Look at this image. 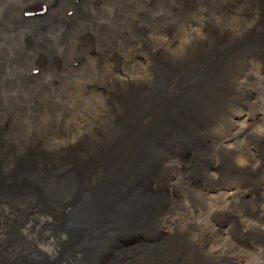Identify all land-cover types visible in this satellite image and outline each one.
Segmentation results:
<instances>
[{
	"label": "bare ground",
	"instance_id": "1",
	"mask_svg": "<svg viewBox=\"0 0 264 264\" xmlns=\"http://www.w3.org/2000/svg\"><path fill=\"white\" fill-rule=\"evenodd\" d=\"M132 1L144 32L128 39L127 0H0V264H217L205 253L231 245L221 235L229 226L205 239L214 187L195 181L212 171L235 191L232 239L264 247L259 228L233 238L236 212L264 223V137L253 135L255 168L233 172L225 157L223 177L222 157L204 158L242 113L260 117L252 99L264 93V0ZM183 34L174 53L167 45ZM139 45L147 61L135 81L121 66ZM76 107L88 119L82 133L68 120ZM251 135L233 137H245L236 146ZM163 185L172 192L157 194ZM185 200L205 213L182 228L193 222ZM126 227L149 234L127 244L117 232Z\"/></svg>",
	"mask_w": 264,
	"mask_h": 264
},
{
	"label": "rangeland",
	"instance_id": "2",
	"mask_svg": "<svg viewBox=\"0 0 264 264\" xmlns=\"http://www.w3.org/2000/svg\"><path fill=\"white\" fill-rule=\"evenodd\" d=\"M134 2L132 1V0H127V14H128V16H127V19H128V17L130 18V17H132V19L130 18V20L128 21L127 20V37H128V39H130V38H132L133 36H135V35H137V34H132V33H134V32H139V33H141L142 32V26L143 25H141V20L139 19V20H137L138 18H135V17H133V15H135V10H134V8L131 6L132 4H133ZM130 24V25H129ZM170 29H172L173 27H169ZM169 29V30H170ZM175 31H176V29H175V27H174V30H170L169 31V34L171 35V34H173V33H175ZM144 32V31H143ZM142 32V33H143ZM155 36L156 37H154V39H153V41H152V44H151V48H154V49H156V50H159V48H161V45L162 44H160V32H157L156 34H155ZM137 37V36H136ZM184 40H186V36H185V34H183L182 36H178L176 39H174V40H171L170 41V43L167 45V47L169 46V49L170 50H172L174 53H177L178 51H179V48H180V44L182 43V41H184ZM165 46V45H164ZM127 49H128V47H127ZM138 50H140V51H138ZM138 50H136L135 49V47H133L130 51H129V53H127V54H131L132 56H133V58L131 59L130 58V60H129V63L127 64V62H125V63H123V65H126L125 67L126 68H122V66H121V70L122 69H125V72H127V73H129L130 74V76H131V78L133 79V80H137L138 78L140 79L141 77H143L142 75V68L144 67V65H145V63H146V61H147V59H146V50L143 48V45H139V47H138ZM135 51H137L136 53H135ZM133 53L134 54H136L135 56L133 55ZM119 69V68H118ZM120 70V69H119ZM118 73H121L120 71L118 72ZM256 105H258V104H256ZM94 113L98 116L99 114H100V105H99V103H96V104H94ZM77 108V107H76ZM233 110V109H232ZM245 115H247V111H245L244 113H242V116H240L238 119H236V120H234L233 122H231V123H233V126H232V128H231V131H230V134H231V132L235 129V126H236V121H239V120H242V119H244V117H245ZM68 120L71 122V128H72V130L73 131H75V133H77V132H79V131H81L80 133H82L83 131H84V129H85V127H86V125H85V123L88 121V119L86 118V117H84V115H83V113H82V111H79V109L77 108L76 110H74L73 111V113H71L70 114V116L68 117ZM92 120V119H91ZM90 120V121H91ZM94 121H96V119L94 118L93 119ZM224 120V119H223ZM220 120V121H222V122H224L225 121V123H224V126H227V125H229V120H228V118L226 119V120ZM229 122H228V121ZM248 120H249V124L250 125H252V124H254L256 121H258L259 119H256L255 121H251L250 120V118L248 117ZM202 123H206V122H202ZM219 123H221V122H219ZM198 124H201V123H198ZM64 129H65V131H68L69 129L66 127V125H64ZM59 130H60V127H59ZM244 130H246V131H248L249 132V130L248 129H244ZM195 133V132H194ZM55 134H57V133H55ZM62 134H63V132H62ZM196 134V133H195ZM229 134V135H230ZM239 138H241V137H238V139ZM253 138V139H252ZM258 137L257 136H253V135H251V137L249 138V141L247 142V143H244V144H240L241 142H239L238 144H237V146H236V140L238 141V139L236 138V139H234L233 138V140L232 141H225L226 143H228V142H232V143H234V146L232 147V148H230V149H227V148H225L224 146V148L222 147V148H220L219 150H217V152L216 151H208L207 152V156H205L204 158H205V161L208 163V162H216V157L218 156V158L219 157H222V161H221V163H219V162H217L218 163V165H219V167H220V169L221 170H224L223 171V173L221 172V175L224 177V175H225V173H226V171L225 170H227V169H230L231 167H232V165L230 164V168H228V167H224V165H223V163H226V162H224V160L227 158V160H231L232 162H235L236 164H237V166H235V165H233V167H232V170H233V172H235V171H241L243 168V170H248V169H252V163H254L255 161H257V158H258V154H257V151H255V147H256V143H257V140L259 139H257ZM254 140V141H253ZM222 141H223V139H222ZM183 148H185V147H183ZM240 148L241 149H243V151H241V152H238L237 153V150H240ZM235 152L238 154L236 157H235ZM217 153H218V155H217ZM257 155V156H256ZM242 156V157H241ZM243 156L245 157V159H247V160H249V164H247V165H245V166H240V165H238V163H237V160H238V158H243ZM226 157V158H225ZM204 167H206V165L204 166ZM241 168V169H240ZM247 168V169H246ZM240 169V170H239ZM242 172V171H241ZM163 172L161 171V169L160 168H155L154 169V171H152V174H156V175H159L161 178H162V180H164L165 178H167V177H164V174H162ZM169 175V177L171 176V177H174V178H176V177H178L177 176V172L176 173H171L170 174V172L168 173ZM198 175H195V177H198L199 179L198 180H195V181H197L198 183H200V185L201 186H203V187H209V186H213L214 187V189H213V191L212 192H218V191H231L230 189H231V187H232V184L230 183L229 184V182H227V180L228 179H225V177L224 178H222V179H220V175L219 176H216V178H213L212 176H208L207 174H202V173H197ZM202 177H201V176ZM176 176V177H175ZM207 176V177H206ZM162 182V181H161ZM162 183H164V182H162ZM153 187V184H151V183H149V184H146V186L144 185V188L143 189H151ZM165 188L167 189V190H169L170 189V187L169 188H167L166 186H161V187H159L158 189L160 190V192L159 193H157V194H159V195H163L162 193H161V191H164L165 190ZM175 190H176V193L178 194V192L181 190L180 188H181V186H180V184H179V182H178V184H175L174 185V187H173ZM146 189V190H147ZM178 189V190H177ZM264 190V189H263ZM154 191H155V189H154ZM211 191V190H210ZM172 192V190H169V193H171ZM211 192V193H212ZM168 193V194H169ZM210 193V192H209ZM172 196L173 197H175L176 195H175V193H173L172 194ZM177 197V196H176ZM219 199V201L220 202H222V198H218ZM205 202H207V200H205ZM214 204L216 203V201H214L213 202ZM187 208H188V213H187V216H186V221H189V220H191V221H193V222H188V223H186L185 225H183V226H181L182 228H185V226H189V225H191V226H193L192 224H196V222H197V220L200 218V216L201 215H198V212H196V213H190L191 211H192V208H190V207H188L187 206ZM230 216H231V218L233 217V215L228 211V210H225V211H217V212H214L212 215H211V221H212V224H211V226L207 229V228H204L203 230H201L200 232H202L203 233V235H204V237H205V239H209L208 240V242L210 241V237H211V234H215V232L213 231V225H215L216 226V229H218V227H220V226H223V227H228L230 224H231V219H230ZM202 217V216H201ZM206 217V216H205ZM206 223H208L209 222V219H208V221H205ZM209 224V223H208ZM119 234L118 235H120V240H123V241H127V244H132L134 241H136V240H139V238H147V236H148V234H149V232L146 234V233H144L143 231H140V233H139V235L136 233V231H135V229H133V228H129L128 230H127V227L124 229V230H118L117 231ZM138 232V231H137ZM142 232V233H141ZM194 232V231H193ZM233 232H235L234 233V235H233V238L234 237H240L242 234H243V232L244 233H246L245 231H243L242 230V227H239V228H236V229H233ZM243 237H245V236H243ZM234 240V239H233ZM231 241V240H230ZM210 243V242H209ZM156 249L157 248H155V249H153L152 251H154V253H156L155 251H156ZM124 261H126V259H124Z\"/></svg>",
	"mask_w": 264,
	"mask_h": 264
},
{
	"label": "clouds",
	"instance_id": "3",
	"mask_svg": "<svg viewBox=\"0 0 264 264\" xmlns=\"http://www.w3.org/2000/svg\"><path fill=\"white\" fill-rule=\"evenodd\" d=\"M253 23H255L254 20L252 21V23L248 25V27H251ZM260 78L264 79V75H262ZM49 79H51L50 76ZM148 79L151 80L152 76H149ZM246 79H247L246 76L240 77V83L243 84ZM252 103L259 105L257 109V112L260 114L259 120L256 121L254 124L250 125L248 117L251 116L252 113L249 112L247 113V115H245L244 119L236 121L235 129L231 132L230 135L225 136L222 141V144L225 148L227 149L232 148L234 146V143L232 142L226 143L225 141H232L233 137L237 136L244 129H248L249 134L259 135L264 137V93L257 94L252 99ZM244 139L245 137L240 138V140H244ZM74 143H76L75 140L71 142V144ZM67 145L68 144H64L61 146L65 147ZM237 163L240 166H245L249 164V160L245 158H238ZM258 164H259V160L252 163V167L255 168ZM209 175L212 176L213 178H216L217 173L212 171L209 172ZM234 192H235L234 190H231V191H218V192L208 193V200H207L208 217L210 218L211 215L217 211L232 210L230 207L232 201L229 199V197L232 196ZM218 198H222V202H220ZM214 201H216L215 204L213 203ZM184 203L185 206H189V202L187 200H185ZM259 206L262 210H264V202L260 203ZM199 213L201 215H204L205 209L203 208L199 209ZM236 214L239 216L243 231L247 232L250 229H255V228L264 230V223H260L257 219L246 216L242 212H236ZM261 215H264V211H261ZM49 219L51 218L49 217ZM171 219L176 220V216L172 215ZM209 223H212L211 219H209ZM230 228L231 225H229L228 228H225L221 235L223 236V241L226 242L231 240L232 241L231 245L229 246L227 244H217L215 247L209 245L208 252H206L205 254L208 255L212 252H215L216 255L214 259L216 260L217 264H219L221 258H225V257H229L233 259L239 257V259L237 260V264H264V247H257L256 249H247L237 245L236 241L232 239V236L230 234ZM216 230H217L216 226L213 225V231ZM168 231H173V225H168ZM51 252L53 251H50V253Z\"/></svg>",
	"mask_w": 264,
	"mask_h": 264
},
{
	"label": "snow or ice",
	"instance_id": "4",
	"mask_svg": "<svg viewBox=\"0 0 264 264\" xmlns=\"http://www.w3.org/2000/svg\"><path fill=\"white\" fill-rule=\"evenodd\" d=\"M34 72H38L39 70L38 69H33Z\"/></svg>",
	"mask_w": 264,
	"mask_h": 264
}]
</instances>
